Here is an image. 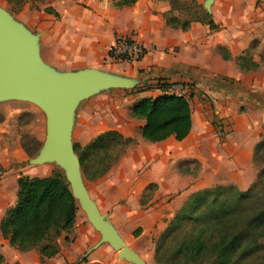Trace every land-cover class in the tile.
Masks as SVG:
<instances>
[{"label": "crops", "instance_id": "crops-1", "mask_svg": "<svg viewBox=\"0 0 264 264\" xmlns=\"http://www.w3.org/2000/svg\"><path fill=\"white\" fill-rule=\"evenodd\" d=\"M49 1L54 13L40 11L24 20V27L36 36L38 56L47 67L58 73L87 70L119 75L108 67L110 63H105L108 48L116 35L134 33L145 46V54L133 63L132 74L153 70L154 74H144L149 84L162 78L172 85L190 83V77L195 76L202 86L195 83L203 91V99L200 92L190 93L192 127L184 139L178 141L171 135L149 142L140 137L149 144L148 151L139 150L138 145L133 151L137 154L125 152L87 188L100 214L116 229L123 243L138 253L145 264H158L154 245L146 236L155 224L161 228L165 223L159 208L141 209L133 200L148 184H154L155 198L163 201L174 192L214 184L244 190L256 177L252 155L258 139L249 134L252 124L247 113L238 109L248 103L264 114V67L240 69L236 57L249 47L252 29L248 27L261 26L264 17L253 21V0H213L210 14L216 28L191 22L182 30L166 24L164 13L170 6L162 0H136L121 6L112 0ZM175 47L182 50L175 51ZM219 48L229 58H224ZM161 93L155 88L140 91L136 98ZM246 151L251 153L248 160L243 154ZM114 188L119 195L110 197ZM10 205L0 202V220ZM134 222L139 226L132 230ZM58 245L55 255L41 260L36 249L19 251L0 233L4 263L134 264L118 255L108 241H102L100 233L78 210L73 227L59 236Z\"/></svg>", "mask_w": 264, "mask_h": 264}, {"label": "trees", "instance_id": "trees-1", "mask_svg": "<svg viewBox=\"0 0 264 264\" xmlns=\"http://www.w3.org/2000/svg\"><path fill=\"white\" fill-rule=\"evenodd\" d=\"M7 1L16 9L25 0ZM135 1L117 0L114 4L131 5ZM183 8L188 9V17L180 20L170 9L164 13L166 24L182 30L191 22L217 27L210 12L197 0H190V5ZM44 10L54 13L50 6ZM222 55L229 58L223 51ZM259 56L264 60V49ZM236 63L243 70L259 65L251 56L250 48L236 57ZM143 83L133 88L138 91L157 88L162 93L132 102L131 117L143 121L140 137L149 142L162 141L171 135L178 141L184 139L192 127L188 98L169 92L173 83L162 78H157L153 85L147 80ZM131 140L115 129H108L84 145L74 143L83 177L93 180L103 176ZM34 144L32 150L22 144L28 155L38 148L39 142ZM17 185L16 199L0 220V233L19 251L36 249L41 260L52 257L59 250V236L71 230L78 210L64 173L57 169L47 176H22ZM263 239L264 170L244 190L234 185H214L190 193L153 240L154 259L160 264H264ZM3 263L0 253V264Z\"/></svg>", "mask_w": 264, "mask_h": 264}, {"label": "rangeland", "instance_id": "rangeland-1", "mask_svg": "<svg viewBox=\"0 0 264 264\" xmlns=\"http://www.w3.org/2000/svg\"><path fill=\"white\" fill-rule=\"evenodd\" d=\"M116 1L117 0H112V3L114 4ZM162 1L169 4L170 9H172V14L178 16L180 20L189 16L188 9L186 8L185 10L183 7L185 5H190V0ZM203 1L204 0H197L199 4H202ZM49 2V0H25L18 8L16 7V9H13L12 2L0 0V11L24 28V20H29L36 14V12L45 11L44 8L48 6ZM253 2L252 16L255 18H253V21L255 22V20L260 19V17H264V13H262L264 12V0H253ZM250 28L252 30L250 32L251 38L248 41V48H250V53L253 59L258 61L259 66L264 67V60H261L259 56L264 49V23L261 26L252 24L248 27V29ZM133 35L135 34L133 33ZM219 49L222 53V48ZM180 50H182V48L175 47V51ZM107 60L105 63H110L108 67L124 77H137L144 74H154L156 72L153 70H139L132 74L134 71V62L119 60L110 62V59L108 58ZM193 72H195L196 75H199L197 73H200L196 69H193ZM190 78V83L180 82L179 85H183L184 88L182 94L185 95L191 103V92H200V97L202 99L204 97L203 91L195 85V83L198 82L195 76ZM198 83L200 84V82ZM137 89L138 88H108L88 95L80 100L73 112L70 133L71 145L74 143L84 145L97 134L108 129H115L125 137L132 139L131 142L125 146L124 153L128 151L134 153L133 151L134 149H138V145L140 147L139 150L148 151L149 144L142 142L140 138L141 121L130 115L131 104L137 99L136 95L140 93ZM148 91H155V88H151ZM104 93L106 96H103ZM245 105V107L239 106L238 110L247 113V119L252 124L249 134H252L254 138L258 139L252 155V162L257 174L252 183L248 186L250 187L257 180L259 172L264 170V114L254 105L251 106L248 103ZM47 134L46 113L33 100L14 95L0 97V202L3 205L14 203L18 192L17 181L20 177L24 176L26 178H32L35 176H47L57 169L62 172L64 171L63 166L55 159H46L40 162L35 160L40 155ZM35 141L39 142V146L36 151L31 155H28L23 149L22 144L24 143L27 148L32 150ZM137 153L138 151L134 154ZM243 154L246 160L251 156V153L248 151ZM30 159L32 162L28 163ZM193 167L195 171L197 166L195 165ZM82 180L84 186L88 188V186L92 187L97 179L88 180L82 175ZM148 185L145 187L144 191L140 195L134 197L133 200L141 209H146L150 206L159 208V215L165 224L161 228H157L155 224L153 229H151L150 235L148 234V236H146L148 241H152L155 249L153 240H155L159 233L164 229L167 221L174 215L175 211L181 206L183 201L190 195V193L196 190L183 191L182 193L181 191L174 192L166 195L164 200L161 201V198L156 199L154 196V184L150 183ZM114 195H119L118 189H111L110 197H113ZM159 201L161 202L159 203ZM162 205H164V207H162ZM78 211H81L83 215H85L84 211L79 206ZM138 226L139 224L134 222L132 230ZM3 264L14 263L9 260Z\"/></svg>", "mask_w": 264, "mask_h": 264}, {"label": "water", "instance_id": "water-1", "mask_svg": "<svg viewBox=\"0 0 264 264\" xmlns=\"http://www.w3.org/2000/svg\"><path fill=\"white\" fill-rule=\"evenodd\" d=\"M212 2L204 0L203 8L210 12ZM145 79V75L124 77L87 70L58 73L39 58L36 36L0 11V97H26L45 111L48 134L35 160L55 159L63 166L73 197L87 220L100 233L101 240L108 241L118 255L134 264L145 263L138 253L123 243L90 197L82 180L78 157L70 143V133L73 112L80 100L108 88H132ZM31 162L30 159L28 163Z\"/></svg>", "mask_w": 264, "mask_h": 264}, {"label": "built area", "instance_id": "built-area-1", "mask_svg": "<svg viewBox=\"0 0 264 264\" xmlns=\"http://www.w3.org/2000/svg\"><path fill=\"white\" fill-rule=\"evenodd\" d=\"M145 54V46L133 33L118 34L110 45L107 58L111 61L119 60L125 62H138ZM183 85H172L169 92L183 95Z\"/></svg>", "mask_w": 264, "mask_h": 264}]
</instances>
